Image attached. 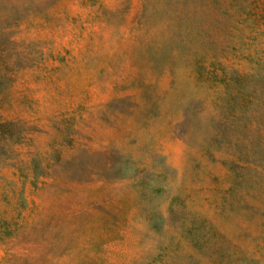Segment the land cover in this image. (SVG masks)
<instances>
[{
	"label": "rangeland",
	"instance_id": "obj_1",
	"mask_svg": "<svg viewBox=\"0 0 264 264\" xmlns=\"http://www.w3.org/2000/svg\"><path fill=\"white\" fill-rule=\"evenodd\" d=\"M0 264H264V0H0Z\"/></svg>",
	"mask_w": 264,
	"mask_h": 264
}]
</instances>
